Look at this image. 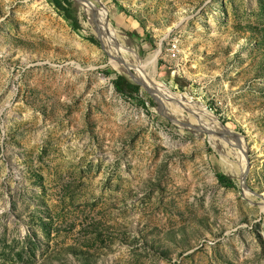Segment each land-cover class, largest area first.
Returning <instances> with one entry per match:
<instances>
[{
  "label": "rangeland",
  "instance_id": "rangeland-1",
  "mask_svg": "<svg viewBox=\"0 0 264 264\" xmlns=\"http://www.w3.org/2000/svg\"><path fill=\"white\" fill-rule=\"evenodd\" d=\"M70 1L0 0V264H264V0Z\"/></svg>",
  "mask_w": 264,
  "mask_h": 264
},
{
  "label": "trees",
  "instance_id": "trees-1",
  "mask_svg": "<svg viewBox=\"0 0 264 264\" xmlns=\"http://www.w3.org/2000/svg\"><path fill=\"white\" fill-rule=\"evenodd\" d=\"M54 7L61 13H63L66 20L72 23V28L77 31L78 30V23L74 16V10L72 8V2L70 0H51ZM92 43L97 44V41L90 37L88 38ZM113 86L120 96L124 98H135L139 92V87L131 83L125 76H118L113 81ZM217 179L219 183L225 187L234 188L235 184L231 178L218 174Z\"/></svg>",
  "mask_w": 264,
  "mask_h": 264
},
{
  "label": "bare ground",
  "instance_id": "bare-ground-1",
  "mask_svg": "<svg viewBox=\"0 0 264 264\" xmlns=\"http://www.w3.org/2000/svg\"><path fill=\"white\" fill-rule=\"evenodd\" d=\"M76 3H78V4H83V2H81L80 0H74ZM101 33H100V38L102 39V42L103 43H105V38L107 37L106 36V34H105V32L103 31V30H101L100 31ZM108 37H111V35H109ZM175 49H176V46H175ZM158 56V53H156L155 55H154V57H152V58H150V59H148L146 62H145V68L146 67H149V66H151V65H154L155 64V58ZM150 70H151V68H150ZM148 79V78H147ZM138 82L142 85V86H147V85H145V82H144V80H143V78L142 77H140L139 79H138Z\"/></svg>",
  "mask_w": 264,
  "mask_h": 264
},
{
  "label": "water",
  "instance_id": "water-1",
  "mask_svg": "<svg viewBox=\"0 0 264 264\" xmlns=\"http://www.w3.org/2000/svg\"><path fill=\"white\" fill-rule=\"evenodd\" d=\"M80 1L83 2V3H86L88 6H91V4H90L88 1H86V0H80ZM128 75L130 76L131 80H133V75H132L131 73H128ZM133 83H134V85H136V86L145 87V88L149 91V88H148L147 86L138 85V84L135 83V82H133Z\"/></svg>",
  "mask_w": 264,
  "mask_h": 264
},
{
  "label": "built area",
  "instance_id": "built-area-1",
  "mask_svg": "<svg viewBox=\"0 0 264 264\" xmlns=\"http://www.w3.org/2000/svg\"><path fill=\"white\" fill-rule=\"evenodd\" d=\"M176 52H177V50L175 49V43H173L171 45L170 50H169V53H170V55H171L172 58H175L176 57Z\"/></svg>",
  "mask_w": 264,
  "mask_h": 264
}]
</instances>
